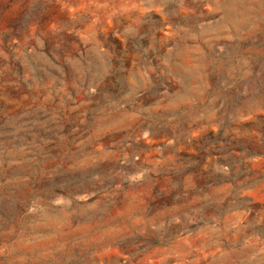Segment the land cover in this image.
<instances>
[{"label":"rangeland","instance_id":"1","mask_svg":"<svg viewBox=\"0 0 264 264\" xmlns=\"http://www.w3.org/2000/svg\"><path fill=\"white\" fill-rule=\"evenodd\" d=\"M0 264H264V0H0Z\"/></svg>","mask_w":264,"mask_h":264}]
</instances>
